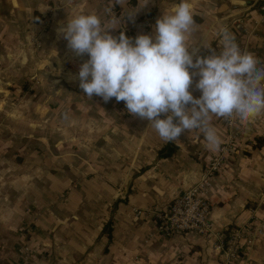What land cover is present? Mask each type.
I'll return each instance as SVG.
<instances>
[{"label":"crops","instance_id":"crops-1","mask_svg":"<svg viewBox=\"0 0 264 264\" xmlns=\"http://www.w3.org/2000/svg\"><path fill=\"white\" fill-rule=\"evenodd\" d=\"M235 1L240 2L189 0L199 26L194 33L198 54H211L202 46L206 38L218 55V29L227 27L242 52L252 54L258 67L264 68V0ZM180 2L114 0L113 12L99 0H0V90L23 92L29 86L21 80L26 77L39 91L42 77L59 73L58 60L83 63L89 58L76 56L58 33L68 19L95 13L105 27L114 28L109 29L111 35L118 37L123 31L134 40L151 35L157 19L171 14ZM132 11L136 12L129 18ZM198 79L193 78L190 88L196 98L201 95L195 87ZM73 86L80 88L79 83ZM123 103L101 97V149L85 153L81 169L74 166L78 155L53 143L52 135L40 128L41 114L35 109L42 107L41 102L33 101L35 113L27 116L33 127L18 137L25 143L12 141L13 132L22 131L7 126L0 138V264H23L17 244L20 230L31 220L27 210L32 207L37 222L29 248L36 253L49 251L50 257L34 254L25 264H225L221 238L253 219L264 220V114L247 122L234 121L230 127L225 118L213 117L220 145L235 134V146L209 188L210 231L165 237L156 231L157 214L200 179L219 148L210 149L199 130L165 142L150 121L117 115ZM13 108L8 104L5 111L15 117L14 125L21 119ZM108 112L112 114L107 117ZM167 144L171 154L159 157ZM90 171L101 173V179H87L83 173ZM138 209L145 213L137 214ZM232 264H264V233L245 246Z\"/></svg>","mask_w":264,"mask_h":264},{"label":"clouds","instance_id":"clouds-1","mask_svg":"<svg viewBox=\"0 0 264 264\" xmlns=\"http://www.w3.org/2000/svg\"><path fill=\"white\" fill-rule=\"evenodd\" d=\"M109 29L114 28L105 27L95 13L79 14L58 29L76 56L89 57L80 65L79 87L90 98L123 101L128 113L150 121L163 141L199 130L207 146L218 149L221 140L213 117L231 124L264 114V68L242 52L227 27L218 29L220 53L204 38L202 46L211 54L199 55L194 37L199 26L189 0L158 18L151 35L133 40L123 31L113 36ZM196 76L199 98L190 91Z\"/></svg>","mask_w":264,"mask_h":264},{"label":"rangeland","instance_id":"rangeland-1","mask_svg":"<svg viewBox=\"0 0 264 264\" xmlns=\"http://www.w3.org/2000/svg\"><path fill=\"white\" fill-rule=\"evenodd\" d=\"M78 64L81 65L82 62L70 61L68 59L58 60L59 73L54 77H42L39 91L34 90L33 84L26 77H22L21 79L29 85L28 87H23L26 89L25 91L22 92L14 88L8 91L0 90V138L3 139V133L8 130L7 126H14L22 132L18 133L19 135L13 132L12 141H16L17 139V141H23L24 138L19 139L18 137L26 135L25 132L29 131V127H33V120H30L31 118L27 119V116L32 117V114L35 113L33 101L41 102L42 107L35 109L38 111L37 114H41L40 128L44 131L43 133L52 135V139H54L53 143H61L62 147L67 146L69 150L74 151L79 156H75L77 160H75L74 166L81 169L80 165L83 163L85 153L101 149V97L96 95H93L92 98L87 97L81 88L73 86V84L79 83L78 72L80 66ZM50 78H52V82H50ZM33 81H36V79H33ZM8 104L9 107H14L12 110L17 112L19 119H21V122L19 121L18 124L13 125L15 117L6 114L5 107ZM121 105L124 108H122L123 106H119V109H116V114L122 117L129 116L130 113H128L125 104ZM7 110L10 109L7 108ZM50 113L52 114L51 117ZM17 114L14 113V116ZM109 114H112V112H108L106 114L107 117ZM29 121L32 126L24 123ZM37 127L39 126L37 125ZM67 135H69L68 138ZM21 143H25V141ZM96 157L101 160V156ZM83 175L87 179H101V173L95 171L84 172ZM93 190L99 191V189ZM67 191L69 189L63 190L60 194L61 197H65ZM27 211L31 216V220L29 219L20 230L21 239L19 244H17V253L23 264L33 257L34 254H39L44 259L50 257L49 251L36 253L29 248V237H31V233L37 222V215L33 207Z\"/></svg>","mask_w":264,"mask_h":264},{"label":"built area","instance_id":"built-area-1","mask_svg":"<svg viewBox=\"0 0 264 264\" xmlns=\"http://www.w3.org/2000/svg\"><path fill=\"white\" fill-rule=\"evenodd\" d=\"M106 8L113 10L114 0H99ZM264 9V7H262ZM264 20V10L262 12ZM227 124L230 127L233 123ZM235 134L219 147L218 152L205 165L200 179L186 190L177 193L166 211L157 214L156 231L165 237L182 233L206 234L210 231L211 202L208 197L209 188L215 174L221 169L225 159L234 151ZM142 215L144 210L135 211ZM264 233V220L253 219L244 226L232 230L221 238L219 246L223 250L224 263L232 264L233 259L243 251L244 247L253 245L255 238Z\"/></svg>","mask_w":264,"mask_h":264},{"label":"trees","instance_id":"trees-1","mask_svg":"<svg viewBox=\"0 0 264 264\" xmlns=\"http://www.w3.org/2000/svg\"><path fill=\"white\" fill-rule=\"evenodd\" d=\"M171 146L169 144L165 145L162 149L159 150V157H167L171 154Z\"/></svg>","mask_w":264,"mask_h":264},{"label":"water","instance_id":"water-1","mask_svg":"<svg viewBox=\"0 0 264 264\" xmlns=\"http://www.w3.org/2000/svg\"><path fill=\"white\" fill-rule=\"evenodd\" d=\"M239 2H240V1H235V0H234V3H239Z\"/></svg>","mask_w":264,"mask_h":264}]
</instances>
